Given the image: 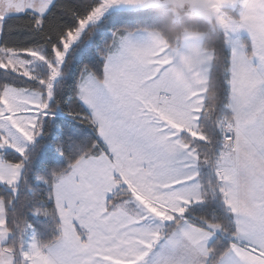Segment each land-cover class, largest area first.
<instances>
[{
  "label": "snow or ice",
  "instance_id": "obj_1",
  "mask_svg": "<svg viewBox=\"0 0 264 264\" xmlns=\"http://www.w3.org/2000/svg\"><path fill=\"white\" fill-rule=\"evenodd\" d=\"M0 264H264V0H0Z\"/></svg>",
  "mask_w": 264,
  "mask_h": 264
},
{
  "label": "trees",
  "instance_id": "obj_2",
  "mask_svg": "<svg viewBox=\"0 0 264 264\" xmlns=\"http://www.w3.org/2000/svg\"><path fill=\"white\" fill-rule=\"evenodd\" d=\"M163 11V13H164V16L166 17L167 16V10H162Z\"/></svg>",
  "mask_w": 264,
  "mask_h": 264
}]
</instances>
